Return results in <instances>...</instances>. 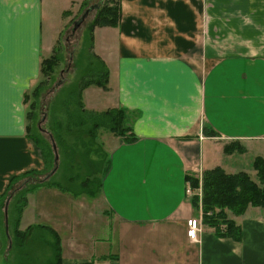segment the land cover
<instances>
[{
	"label": "crops",
	"instance_id": "0c3cea01",
	"mask_svg": "<svg viewBox=\"0 0 264 264\" xmlns=\"http://www.w3.org/2000/svg\"><path fill=\"white\" fill-rule=\"evenodd\" d=\"M67 1L61 18L65 11L73 18L84 0ZM48 2L0 0V196L15 179L17 188L25 186L28 172L43 177L28 192L18 224L26 232L18 244L25 256L20 264H51L56 237L62 264H264V216L234 220L240 242L207 226L194 242L187 221L195 214L193 197L200 206L202 197L186 191L193 187L188 174L199 178L216 166L229 173L245 169L231 171L213 160L214 146L232 140L231 146L264 147V0H121L118 26L94 30V54L107 68V81L106 87L88 86L85 104L96 112L129 110L137 137L125 142L110 133L101 192L102 217L108 211L112 224L102 218L96 227L85 217L73 221L72 211L65 216L46 208L61 192L50 186L58 162L52 166V155L45 156L28 129V94L40 80L55 22L53 15L43 17ZM97 97L102 100L92 104ZM257 154L264 158V150ZM7 203H0V228L4 219L9 230ZM88 226L103 234L86 237ZM11 246L9 240L8 251ZM4 248L0 236V257Z\"/></svg>",
	"mask_w": 264,
	"mask_h": 264
},
{
	"label": "rangeland",
	"instance_id": "374dc122",
	"mask_svg": "<svg viewBox=\"0 0 264 264\" xmlns=\"http://www.w3.org/2000/svg\"><path fill=\"white\" fill-rule=\"evenodd\" d=\"M94 2L103 4L104 0H84L81 4L82 10L80 9L79 12L76 11L77 4H75L72 8L73 12L76 11L73 18H71V15L67 11L64 12L63 18H61L64 6L69 4L67 0H49L46 5H43V17L48 18L50 16L51 18V15H53V19L51 20L55 21L51 25L52 29H50V34H48L49 41L47 47L44 49L45 56L48 57L55 54L56 60L53 62L52 68L45 72L44 82L41 83L38 89L39 93L29 98L27 105L30 112V117L28 118V124H30L29 132L33 134L36 140H39V144L45 152L46 157L48 150L50 155L52 153L53 167L56 166L54 160H56V154H58V172L56 176L51 178L50 181H52V184L50 186H55L61 192L59 195L54 196L53 200L52 197L50 198L49 203L51 204L49 207L47 204L46 208L57 215L65 216H71L72 211L73 221L82 220L85 217L84 220L87 221V224L90 222L91 227L101 226L100 224L103 223L102 218L103 220L105 219L102 217L104 215L105 205L101 192V180L104 171L110 164L109 150L112 147L110 133L112 134V132L100 127L97 138H93L83 128L74 124L69 128L68 122L70 121L69 113H84L89 125L91 120H89V117L85 113L94 112L103 114L100 110L99 112L91 110L85 104L86 99L84 93L90 85H88L87 80L104 77L105 81H107V76L105 75L107 68L95 56L92 42L94 30L97 27L108 25L95 26L93 30L91 29V24L96 18V9L90 12L89 16L74 34L72 32L73 23L79 17L77 14L81 11L83 13L86 10L85 7ZM68 21L70 23L65 27ZM101 62L104 63L102 60ZM61 79L63 82L58 84V81ZM93 96L96 97L94 94ZM98 100L102 99L100 97L94 98L92 104ZM126 114L127 120L125 125L131 127L132 118L134 117L131 116L132 114L129 110H126ZM231 141L225 140L222 142V149L213 147V153L214 151L217 153L213 160L218 162L222 161L231 171L245 168L244 170L256 174L253 163L256 157L259 156L257 154L258 151L264 150V147L255 145L251 148L248 146V143L246 145L243 141V144L234 143V146H231L233 144ZM54 144H56V150H53ZM204 172L205 170L199 176L200 181L198 186L192 187V189L201 193L200 198L204 194L202 182ZM34 177L36 178L28 184L29 186H32L35 182H41V178H43L37 175H34ZM20 183L21 181L14 185H19ZM192 197L193 195L190 196V198ZM28 199L29 196H27V204ZM82 203H84L86 208H81L80 204ZM12 204L11 212L8 215V217L12 215L11 219L9 218L11 224L15 219L14 216H16V211L13 209ZM88 206L95 214L89 211ZM78 210L85 213V215L79 214ZM226 212L230 219H237L238 222H241L240 219H258L260 215L264 216V207L249 206L242 215H236L229 209ZM4 216H6L5 211ZM203 216L204 212L202 206L199 204L196 206L195 214L192 218H201L203 220ZM105 221H107V225L112 224L110 223L112 219L109 217L108 211ZM2 225L3 227L0 228V236L4 237L5 254H3V257H0V264H3L4 260L6 264H20L25 258V256L19 254V251H21L19 249L23 245L18 246L20 241L14 235L15 228L14 230L12 228L7 230L4 227V219L2 220ZM79 231L82 233V227H80ZM85 232L86 237L89 238H96L100 234H103L102 229L89 230V226ZM44 238L52 239V237L47 235ZM9 240L12 244V248L9 249L10 251L7 250ZM53 249L55 251V244H53ZM29 258L28 256V261L30 260ZM36 264H42V262Z\"/></svg>",
	"mask_w": 264,
	"mask_h": 264
},
{
	"label": "trees",
	"instance_id": "16d2710c",
	"mask_svg": "<svg viewBox=\"0 0 264 264\" xmlns=\"http://www.w3.org/2000/svg\"><path fill=\"white\" fill-rule=\"evenodd\" d=\"M120 19L121 0H104L103 4H100L96 11V18L91 24V29L93 30L95 26H118ZM55 60V54L43 58L40 70V80L32 91L29 92L27 101H29V98L34 94L39 93L38 89L40 88L41 83L44 82V74L47 70L52 68ZM105 82L104 77L87 80L88 85L96 84L102 87H106ZM102 113L103 114H97L94 112L85 113L89 117V120H91L90 125L87 123L88 119H86L84 113H69L70 121L68 122V126L70 128V126L74 124L83 128V130L93 138H97L100 127L106 128L114 134L123 137L125 142H131L137 138L132 132L131 127L125 125L127 120L126 109L122 107L109 108L102 111ZM29 114L30 112L28 110V118L30 117ZM29 126L30 124H28V129ZM30 134L33 135L32 133ZM210 134L215 135L213 132H210ZM47 153L50 154L49 150ZM253 167L256 170V174L246 170L229 173L221 166L205 170L202 177L204 192L202 196V210L205 217L203 221L204 225L213 228V231L216 232L218 236L232 238L238 242L242 240V229L234 220L228 217L226 212L227 209L231 210L236 215H242L246 212L249 206L264 207V158L257 156L253 163ZM24 176L27 177L26 179H29L25 186H18L17 188L13 185L15 183L14 181L18 180L15 179L10 184V188L8 189V191H10L0 196V203H2L3 206L4 204L6 205L7 201L8 203L10 201L9 212H11V204L13 203L12 207L16 211V216H14L15 219L13 220V223L11 224L10 220L9 223L13 230L15 228L14 235L20 242L26 237V232L19 230L18 224L21 214L27 206V194L32 188H35V186H38L39 183L42 182H35L33 186L29 188L28 183L33 182V179L36 177L30 172L26 173ZM24 176L22 178H25ZM187 179L192 182L193 187L198 186V177L188 174ZM193 203L194 207L198 205V196L193 197ZM11 217L12 215L9 216L8 219H11ZM8 237H10V235H8ZM56 240V259L51 264H62L60 240L58 237H56Z\"/></svg>",
	"mask_w": 264,
	"mask_h": 264
},
{
	"label": "built area",
	"instance_id": "2783aa9c",
	"mask_svg": "<svg viewBox=\"0 0 264 264\" xmlns=\"http://www.w3.org/2000/svg\"><path fill=\"white\" fill-rule=\"evenodd\" d=\"M187 194L188 195H194V189H192V187L190 185H188L187 189ZM203 221L202 219H198V218H190L187 221V233H188V237L194 241V242H198L199 241V236L203 231Z\"/></svg>",
	"mask_w": 264,
	"mask_h": 264
},
{
	"label": "water",
	"instance_id": "95a60500",
	"mask_svg": "<svg viewBox=\"0 0 264 264\" xmlns=\"http://www.w3.org/2000/svg\"><path fill=\"white\" fill-rule=\"evenodd\" d=\"M99 7V4L95 3V4H91L89 5L86 10L79 16V18H77L74 23H73V27H72V32L73 34L76 32V30L81 26V24L85 21V19L89 16L90 12H92L93 10L97 9ZM63 82V80H59L58 84H61ZM54 149L56 150V144H54ZM56 160H58V154H56ZM56 168H54L48 175L47 178L50 177L54 172H55ZM8 204L6 206V219H7V225H8Z\"/></svg>",
	"mask_w": 264,
	"mask_h": 264
}]
</instances>
